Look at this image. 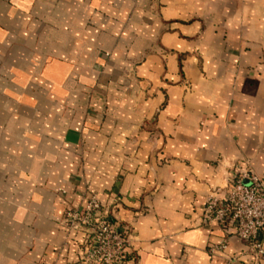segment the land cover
I'll return each mask as SVG.
<instances>
[{"label": "crops", "instance_id": "1", "mask_svg": "<svg viewBox=\"0 0 264 264\" xmlns=\"http://www.w3.org/2000/svg\"><path fill=\"white\" fill-rule=\"evenodd\" d=\"M249 173L264 0H0V264H81L62 221L89 194L131 228L125 264H255L202 222Z\"/></svg>", "mask_w": 264, "mask_h": 264}, {"label": "built area", "instance_id": "2", "mask_svg": "<svg viewBox=\"0 0 264 264\" xmlns=\"http://www.w3.org/2000/svg\"><path fill=\"white\" fill-rule=\"evenodd\" d=\"M120 199H116L119 203ZM202 222L219 225L227 235L245 243L255 264L264 261V177L244 174L231 181V192L222 203L211 195L203 208ZM62 225L86 236L81 264H125L132 245L131 228L117 219L115 212L103 207L95 195H87L83 209H70ZM227 241L211 248L213 255L224 252Z\"/></svg>", "mask_w": 264, "mask_h": 264}]
</instances>
